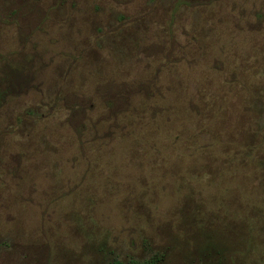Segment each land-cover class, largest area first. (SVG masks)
<instances>
[{
	"label": "rangeland",
	"instance_id": "rangeland-1",
	"mask_svg": "<svg viewBox=\"0 0 264 264\" xmlns=\"http://www.w3.org/2000/svg\"><path fill=\"white\" fill-rule=\"evenodd\" d=\"M264 264V0H0V264Z\"/></svg>",
	"mask_w": 264,
	"mask_h": 264
},
{
	"label": "trees",
	"instance_id": "trees-1",
	"mask_svg": "<svg viewBox=\"0 0 264 264\" xmlns=\"http://www.w3.org/2000/svg\"><path fill=\"white\" fill-rule=\"evenodd\" d=\"M155 262L153 260H147V261H133L129 264H154ZM115 264H122L120 262H115Z\"/></svg>",
	"mask_w": 264,
	"mask_h": 264
}]
</instances>
